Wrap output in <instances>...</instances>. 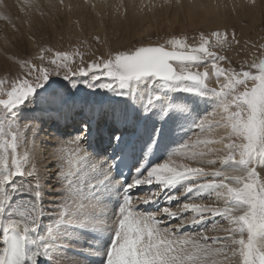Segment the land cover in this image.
Returning <instances> with one entry per match:
<instances>
[{"label": "snow or ice", "instance_id": "6c2138e0", "mask_svg": "<svg viewBox=\"0 0 264 264\" xmlns=\"http://www.w3.org/2000/svg\"><path fill=\"white\" fill-rule=\"evenodd\" d=\"M198 36L86 66L83 53L57 51L51 70L48 48L39 65L9 57L18 70L0 75V264H264V43L237 68L222 54L240 42L235 30ZM82 88L111 93L107 107L78 101ZM166 129L183 135L159 162ZM221 219L223 235H208Z\"/></svg>", "mask_w": 264, "mask_h": 264}, {"label": "rangeland", "instance_id": "374dc122", "mask_svg": "<svg viewBox=\"0 0 264 264\" xmlns=\"http://www.w3.org/2000/svg\"><path fill=\"white\" fill-rule=\"evenodd\" d=\"M102 1L106 3L107 7L109 6L108 8L112 6L111 3L113 0ZM127 1L128 0L116 1L115 13H117V15H123V5H126ZM185 1L186 0H152V3L150 0H147L148 4L150 2V5L153 4L157 7L160 14L157 17L159 18L152 21V27L148 32L134 38H127V36L121 32H119V36L115 34L104 37L105 33H110L113 30L110 26L111 22L105 21L108 17L99 14L97 17L91 16V19H93L92 21L89 20L87 11H85L81 23L80 20H76V22L71 21V23L66 21L54 25L44 24L38 25L36 28L30 27L29 31L25 32L20 24H18L23 12L20 11L24 0H3V3L0 4V12L8 15L10 19L13 18L14 21L11 24L17 23L18 26L11 27L9 24L5 23L4 25L7 26L4 27L3 23L5 20L0 19V33H3L4 30H10L16 33L17 37L9 42L10 48L18 57L32 58L33 62L37 65L41 64L39 60V49L41 47L51 49V51L45 52V60L43 62L45 66L50 67V70L51 66L48 64V60L52 58L57 51H67L70 53L78 51L83 53V61L86 66L87 62L91 60L99 57L107 58L111 52L116 51V49H113L115 46L129 45L133 40H136L134 45L139 46L141 44L165 43V41L173 35H187L189 43H197L199 39L198 33L200 31L208 33L216 29H227L229 33L235 30L236 37L240 41L238 44L231 43L230 46L222 50V54L229 58L233 67L239 68L241 65L246 67L245 62H251L252 59L262 54V50L258 45L264 43V0H255L254 4L252 0H215V2L219 4L217 9L218 15L213 16L212 21H207L205 25L199 23V20H201L199 16L194 17L198 20L195 25H190V22L183 18H181L180 21H168L167 18L173 10L181 9L182 7L181 11L183 13V5H186L188 1H190L188 2L190 4L193 2V0ZM206 1L207 0H202L203 3ZM215 19H220L221 22L215 24ZM95 37H99V40H96ZM131 47H124L120 50H126ZM2 64L3 65L0 66V75L5 74L9 69H11V71L18 70L12 62L8 60L3 61ZM80 66L81 59L79 57H76L74 63L70 65L74 71ZM62 75L63 72L61 76L53 78L56 81L57 87L65 83L62 81ZM209 86H216L215 81H212ZM102 94L108 99L111 97V93H104L103 90L91 93L88 89L82 88V90L77 93L76 99L79 101L86 100L91 102L93 98H97ZM209 111H211V109H209ZM182 135L183 133H174L166 129L164 138L161 141V151H159L153 159H161L159 162H162L164 158L163 150L171 143L179 140ZM189 135L192 140L197 138V134L189 133ZM201 138L204 137L201 136ZM149 190L155 191L156 189L151 185L150 187H144V192ZM144 192L134 194L143 195ZM173 207H175V204H173ZM222 222L223 220L221 219L219 224H217V229L219 227L218 225ZM211 227L212 224H209L208 232L213 233V236L221 235L219 230H216V232L218 231L217 234L215 231L210 230ZM186 231H193V229H188ZM73 258L79 259L81 264H89V260L83 256Z\"/></svg>", "mask_w": 264, "mask_h": 264}, {"label": "bare ground", "instance_id": "6f19581e", "mask_svg": "<svg viewBox=\"0 0 264 264\" xmlns=\"http://www.w3.org/2000/svg\"><path fill=\"white\" fill-rule=\"evenodd\" d=\"M116 1L118 2V0H113V2L111 3L112 6L108 8L109 6L107 7L106 3H104L102 0H63V4H61L59 0H37V6L32 8L30 12L20 11L22 12V15L20 16V21L18 24H20L21 28L25 32H27L29 31L30 27L36 28L38 25H44V24L54 25L56 23L66 22V21H68V23H71V21L76 22V20H80L81 23L83 21V17H84L83 15L85 11H87L88 18L89 20L92 21L93 19H91V16L97 17L100 14L103 15L104 17H108V19L105 21L111 22L110 26L112 27L113 30L110 33H105L104 37L115 34L119 36L120 35L119 32H121L124 33L125 36H127V38L129 37L134 38L136 36H140L148 32L152 27V23H153L152 21L157 20L159 18L157 17L160 15L157 10V7H155L153 4L150 5V2H152V0H150L149 4L147 3V0H128L127 4L123 5V15H117V13H115ZM188 2H186L187 3L186 5L184 4L185 6L183 5V10H184L183 13L181 11L182 7L181 9L173 10L172 13L169 14L167 20L174 22L177 20L180 21V19L183 18L189 21L190 25H195L198 20H196L194 17L199 16L201 19L199 20V23H201V25L202 24L205 25V23L207 24V21H212L213 16L218 15L217 9L219 4H217L215 0H207L204 3L202 2V0H193L191 4ZM37 8L39 10H37ZM41 13H43V15H41ZM13 21L14 20L12 18L11 23ZM220 22H221L220 19L214 20L215 24H218ZM5 23L9 24L11 27L13 25L14 27L18 26L17 23L10 24L7 21L6 22L4 21L3 25ZM6 26L7 25H4V27ZM16 37L17 34L11 32L10 30H4L3 33H0V66L3 65L2 64L3 61H7V60L10 61L9 60L10 56L18 57L12 51L9 44V42L14 40ZM135 41L136 40H133L131 43H129V45L128 44L127 45L129 47L131 46L134 47L136 46L134 45L136 43ZM127 45L125 46L118 45L115 46L113 49L120 50L123 49L124 47H128ZM11 72L12 74H14L16 71H11ZM92 101L90 102L91 104H95L97 106L103 105L107 107L109 99L102 94L99 95L97 98L96 97L93 98ZM202 107H204V105H202ZM70 122L71 121L68 122L70 128L68 129L69 131H71ZM63 126H64V122L61 121V127ZM45 129H46L45 132L42 133V137L44 139H48L49 138L48 133L53 129H49L47 125L45 126ZM216 131L218 134H223L222 129ZM37 146H38L37 154L40 155L42 162L46 163L48 159L47 152L50 151V147L46 149L45 146L40 145L39 140L37 141ZM68 147L70 148V146ZM213 147L219 148L221 146L214 145ZM196 202H200V201H196ZM204 202L208 203L209 201L206 200ZM218 226H219L218 227L219 230L222 227H227V224L225 221H223ZM219 231L220 234L223 235V232L221 230ZM217 233L218 231L216 232V234ZM207 234L213 236V233L211 232H208Z\"/></svg>", "mask_w": 264, "mask_h": 264}]
</instances>
